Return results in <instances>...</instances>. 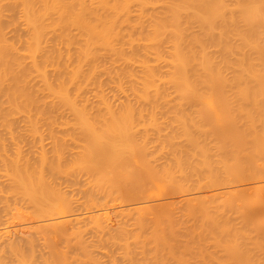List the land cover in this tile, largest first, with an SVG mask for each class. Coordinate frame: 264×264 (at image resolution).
<instances>
[{"label":"bare ground","instance_id":"1","mask_svg":"<svg viewBox=\"0 0 264 264\" xmlns=\"http://www.w3.org/2000/svg\"><path fill=\"white\" fill-rule=\"evenodd\" d=\"M107 263L264 264V0H0V264Z\"/></svg>","mask_w":264,"mask_h":264},{"label":"rangeland","instance_id":"2","mask_svg":"<svg viewBox=\"0 0 264 264\" xmlns=\"http://www.w3.org/2000/svg\"><path fill=\"white\" fill-rule=\"evenodd\" d=\"M249 185V184H248ZM250 186V185H249ZM248 187V186H247ZM249 188V187H248ZM248 188H246L245 189V191L246 192H249L247 189ZM244 191V192H245ZM192 192V193H191ZM194 191H190V192H186V193H179V192H173V191H160V192H156L155 193V195L153 196V198L151 197V200H150V198H147V200H150V201H147L145 198V200L144 199H141V201L140 200H138V201H140V202H136L135 201V203H133L132 201H131V203L129 202V204H128V206H130V207H132V205L134 206H142V205H144L143 203H145L146 201V203L145 204H148L150 207H151V210H155V209H157V208H159V209H162L163 208V210H166V211H168L169 210V208H170V210H171V208L172 207H177V209H176V207H175V209H176V211H175V213H176V215L178 214V211H179V214L181 215L182 214V211H183V205H185V204H187V198H191V197H188V196H191V195H195L196 196V192L195 193H193ZM176 193V194H175ZM189 193V194H188ZM202 194H204V195H208V194H210L211 193V190H207V189H205V190H203L202 192H201ZM182 194V195H181ZM187 195V196H186ZM192 196V197H193ZM186 198V199H185ZM143 200V201H142ZM183 200V201H182ZM183 206V207H182ZM149 207V208H150ZM167 208V209H166ZM174 208L172 209V210H175ZM180 211H181V213H180ZM112 216H113V219L115 220L116 219V214H114V213H112ZM187 222H189L188 220L186 221V223ZM191 222V221H190ZM187 226H190L189 228H191L194 224H193V222H191V223H188V224H186ZM185 225V223H184V226H182L183 228L186 226ZM185 228H187V227H185ZM184 228V229H185ZM179 229H181V230H179ZM178 229V233L180 234V231H183L182 230V228H179ZM210 250H212V248L210 249ZM100 256V255H99ZM101 257H103L101 260H103L104 262L106 261V262H108V258H105V256H101ZM100 257V258H101ZM108 264V263H107Z\"/></svg>","mask_w":264,"mask_h":264}]
</instances>
